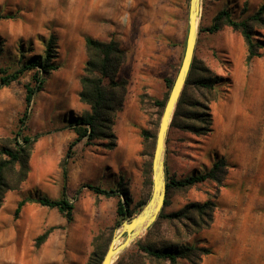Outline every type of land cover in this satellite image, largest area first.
I'll return each instance as SVG.
<instances>
[{"label":"rangeland","instance_id":"rangeland-1","mask_svg":"<svg viewBox=\"0 0 264 264\" xmlns=\"http://www.w3.org/2000/svg\"><path fill=\"white\" fill-rule=\"evenodd\" d=\"M167 2L164 9L170 13L163 21L156 15L160 0H0V67L11 71L21 62L39 59L51 34L56 36L55 62L59 65L45 75L43 88L30 106L25 133L39 137L31 152L29 174L20 188L5 193L0 206V264H88L94 237L99 234L100 254H104L126 217L117 215L118 196L106 197L84 184L126 187L133 199V215L143 207L135 205L150 198L152 183H144L142 172L149 156L141 155V131L150 129L155 135L150 148L153 154L162 115L155 100L168 96L164 79H174L177 74L189 23L190 0ZM262 3L264 0H201L193 59L197 75H206L199 69L203 65L219 79L213 90L206 92L215 96L208 102L211 130L198 134L170 127L166 137L165 171L176 179L203 173L217 158L226 159L228 173L221 185L208 179L174 188L163 210L173 213L187 203L211 200L216 204L211 226L193 232L186 220L161 218L121 253L136 249L139 239L153 243L174 239L178 230L186 242L210 248L211 253L200 264H264V26L256 25L259 55L249 62L239 31L228 25L215 33L200 30L209 26L221 9L243 19ZM118 4L126 6L124 12L116 8ZM86 36L114 38L126 49L127 59L118 77L128 80L127 94L114 123L116 146L105 147L106 139L94 144L81 140L73 147L64 174L62 160L76 137L70 124L89 110L78 95L87 59ZM239 69L241 75L235 72ZM32 73L25 71L17 81L0 88V146L10 142L18 127L26 106L25 85ZM129 89L137 95V103L128 100ZM192 93L203 101V90L192 88ZM141 95L146 97L141 99ZM127 134L136 145L131 170L122 166L126 152L118 153L119 136ZM64 184L74 204L71 221L57 208L33 202L24 204L18 216L14 215L24 196L58 198ZM123 239H115L114 244ZM146 264L170 263L147 258Z\"/></svg>","mask_w":264,"mask_h":264},{"label":"trees","instance_id":"trees-1","mask_svg":"<svg viewBox=\"0 0 264 264\" xmlns=\"http://www.w3.org/2000/svg\"><path fill=\"white\" fill-rule=\"evenodd\" d=\"M257 24L264 26V3L252 15L243 19H236L228 9H221L213 16L211 24L207 27H201L200 30L215 33L225 25H228L234 30L239 31L243 35L247 46L246 61L249 62L259 55L260 45L254 36L256 34L255 28ZM85 48L87 59L83 68V74L80 77V90L78 95L80 101L89 106V110L79 117H75L70 124V128L74 130L76 137L70 142L62 160L64 174L66 173L65 164L71 158L72 149L81 140H85L87 144H94L98 140L106 139L109 141L105 147L113 148L116 146L117 136L114 130V123L117 113L123 108L127 94L128 80L118 77L119 70L127 59V51L121 46L120 42L114 38L100 40L86 36ZM56 56V36L51 34L46 42L44 54L39 59L28 63L21 62L17 68L11 71L7 67H0V88L17 81L25 71L31 70L33 72L31 81L25 85L26 106L19 118L18 127L13 132L10 142L0 146V206L3 203L5 193L8 190L20 188L29 174L31 152L39 135L32 136L26 134V123L33 97L43 88L45 75L56 70L59 66L55 62ZM195 64L196 61L194 58L183 91L175 108L170 127L187 129L198 134H206L211 130V114H209L208 102L215 98L212 95L208 96L206 92H211L214 84L219 79L214 77L210 70L203 65L199 69L205 71L206 75H197ZM164 80L170 91L174 79L165 77ZM192 88L203 90V101H198L194 97ZM144 97L146 96L141 95V99ZM167 97L165 100H155V104L161 109V112L163 111ZM198 106L205 108V110L200 111ZM196 122L200 123L197 124ZM141 136L144 145L141 155L149 156L143 163L142 172L144 183L151 185L153 154L150 148L152 147L155 135L150 129H143ZM227 173L228 165L226 159L220 157L203 173L190 175L182 179H176L166 175L165 205L167 204V199L172 189L189 187L208 179L221 185ZM83 186L106 197L118 196L117 215L119 218L124 219L125 217H131L133 215L134 211L131 207L133 199L126 187L121 189H107L88 183ZM147 201L148 199L140 200L135 206L138 208L144 206ZM32 202L57 208L68 221L73 219L74 204L66 195L65 184L62 187V194L58 198H52L43 194L24 196L18 201L14 215L18 216L24 204ZM164 206L153 224L157 223L161 218H166L170 221L186 220L192 226L193 232H196L211 226L214 220L216 204L211 200L202 203L190 202L179 211L168 214L164 213ZM175 232L177 233H175L174 239L166 238L158 243L139 239L135 243L136 249L121 253L115 264H146L147 258L157 261H167L170 264H180L178 262L179 259L185 260L183 264H200L202 258L211 253L210 248L199 244H190L181 238L180 231L177 230ZM101 239V234L94 237V250L88 264L101 263L105 254H100L102 249Z\"/></svg>","mask_w":264,"mask_h":264},{"label":"water","instance_id":"water-1","mask_svg":"<svg viewBox=\"0 0 264 264\" xmlns=\"http://www.w3.org/2000/svg\"><path fill=\"white\" fill-rule=\"evenodd\" d=\"M200 3L201 0H190L189 2V23L184 55L165 102L155 140L151 163V196L137 214L124 219L121 224V230L114 235L100 264H113L118 255L124 251L134 239L140 236L142 229L146 231V229L154 223L165 205L166 171L164 156L166 137L194 57ZM121 237H124L123 241L115 245L114 240Z\"/></svg>","mask_w":264,"mask_h":264},{"label":"crops","instance_id":"crops-1","mask_svg":"<svg viewBox=\"0 0 264 264\" xmlns=\"http://www.w3.org/2000/svg\"><path fill=\"white\" fill-rule=\"evenodd\" d=\"M120 72L121 70L119 71V75H120ZM130 87V86H129ZM131 88V87H130ZM136 98H137V95H135L132 91V94H131V90L129 89V97H128V100L131 99L132 102H136ZM137 103V102H136ZM126 132V130H125ZM120 140H119V144L118 146H120V152L118 153H124V161L122 162V166L128 170H131L132 169V164L130 163L131 161V156H133L135 154V141L132 140V137H129V135H120L119 136ZM137 149V147H136ZM133 168H134V165H133ZM130 176H132V174L130 173ZM132 179V177H131ZM9 205H12V203L10 202Z\"/></svg>","mask_w":264,"mask_h":264},{"label":"bare ground","instance_id":"bare-ground-1","mask_svg":"<svg viewBox=\"0 0 264 264\" xmlns=\"http://www.w3.org/2000/svg\"><path fill=\"white\" fill-rule=\"evenodd\" d=\"M161 1V4L159 5V9H158V11H156V15H157V20H160L161 18H163V21H164V18L165 17H167V15L170 13V12H168L167 10H165L164 9V7L168 4V2H167V0H160ZM170 2V1H169ZM175 2V1H174ZM110 3H112V2H110L109 1V5H110ZM120 3V2H119ZM171 3V2H170ZM169 3V4H170ZM105 5V4H104ZM113 4H111L110 6H112ZM128 5V4H127ZM108 6V5H107ZM113 6H115V5H113ZM121 13L122 12H124L123 11V9L125 8L126 9V6L125 5H117V7H116ZM107 9V8H106ZM170 9H171V7H170ZM169 9V10H170ZM110 11V10H109ZM166 11H167V13H166ZM100 13V12H99ZM105 16V15H104ZM100 17V16H99ZM121 17V16H120ZM104 18V17H103ZM172 18V17H171ZM121 23V22H120ZM235 72H237V73H240V69L239 70H235ZM239 75H241V73L239 74ZM240 79V81L239 82H241V80H242V77L240 76L239 77ZM234 97V96H233ZM241 99V98H240ZM233 106V105H232ZM236 106V105H235ZM227 107V106H226ZM231 107V106H230ZM227 109V108H226ZM230 110V109H229ZM226 111V110H225ZM222 113V112H221ZM224 113V112H223ZM229 113H232V111H230ZM226 115V114H225ZM224 115V116H225ZM227 116V115H226ZM230 115H228V117H229ZM231 117V116H230ZM229 122V121H228ZM233 122V121H232ZM221 124H222V122H221ZM224 125H226L227 126V124L225 123ZM221 127V126H220ZM227 132V131H226ZM221 137V136H220ZM144 232H145V230H143L142 229V231L140 232V235H142V234H144ZM119 233V232H118ZM116 241H119V238H117L116 239Z\"/></svg>","mask_w":264,"mask_h":264}]
</instances>
